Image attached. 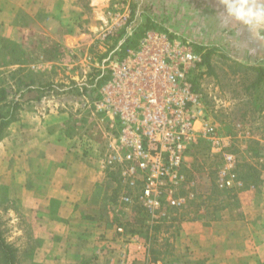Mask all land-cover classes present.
I'll use <instances>...</instances> for the list:
<instances>
[{
	"label": "crops",
	"instance_id": "obj_1",
	"mask_svg": "<svg viewBox=\"0 0 264 264\" xmlns=\"http://www.w3.org/2000/svg\"><path fill=\"white\" fill-rule=\"evenodd\" d=\"M110 2L0 0V44L22 48L29 60L0 65L4 100L20 104L0 139V229L18 254L28 243L32 251L21 253L18 264H264V29L254 32L227 16L221 0H131L133 18L144 31L193 40L208 52L199 71L203 92L215 94L220 110L237 111L233 132L221 133L222 156L233 157L242 188L224 199L203 196L207 202L198 212L172 210L171 223L155 229L149 242L119 222L134 206L121 204L124 187L115 181L119 190H111L113 175L99 157L64 136L63 116H42L36 107V85L56 83L61 52L78 53L102 37ZM50 45L51 52L57 45L52 56L45 50ZM233 141L249 156L247 183L240 180L238 159L227 151ZM224 165L222 160L217 169ZM216 185L209 182L220 191ZM188 193V200L194 198ZM112 194L120 211L113 208ZM117 227L124 228V237Z\"/></svg>",
	"mask_w": 264,
	"mask_h": 264
},
{
	"label": "built area",
	"instance_id": "obj_2",
	"mask_svg": "<svg viewBox=\"0 0 264 264\" xmlns=\"http://www.w3.org/2000/svg\"><path fill=\"white\" fill-rule=\"evenodd\" d=\"M130 1L119 0V6L107 12L112 25L102 38L128 26ZM127 30L133 32L130 27ZM204 54L205 50L189 39L149 29L123 57L107 60L106 77L96 87V96L77 86L80 99L72 102L54 87L41 92L36 105L40 115L46 116L81 103L92 116L108 123L103 130L97 124L104 139L97 153L99 161L120 185L138 187L134 193L122 192L119 200L125 207H140L153 224H170L172 210H181L191 197L181 193L187 182L185 156L199 140L210 143L212 158L222 156V134L192 83L206 67ZM72 136L90 156L92 140L87 139L86 146L75 131ZM222 158L225 165L217 169V187H240L233 157L223 154ZM115 231L124 235L123 227Z\"/></svg>",
	"mask_w": 264,
	"mask_h": 264
},
{
	"label": "rangeland",
	"instance_id": "obj_3",
	"mask_svg": "<svg viewBox=\"0 0 264 264\" xmlns=\"http://www.w3.org/2000/svg\"><path fill=\"white\" fill-rule=\"evenodd\" d=\"M119 0H112L105 8H104V22H105V29L109 28L112 25L111 19L109 16H107V12L113 11L115 6H119L118 4ZM131 2V1H130ZM131 7V5H130ZM133 18V17H132ZM130 23V22H129ZM128 23V24H129ZM131 26H135L131 28V30H135L136 36L133 40H136L139 36L137 34L138 32L144 33V29L140 28L138 29L139 24H136V22L132 21ZM121 29H117L114 34L111 36H108L106 38H102L99 36V39L96 42H93L91 44H84L80 51L78 53H72V54H65L64 52L60 55H62V58L57 65L56 68V77L54 79V85L55 88L59 89V93L63 92L65 98L68 101H79V90L76 87V83L80 84L84 88H88V86H91L94 84V78L97 72H102V74L98 77L99 79H104V75L106 74V71L104 69V66L107 64V60L110 58L118 57L122 54L125 50V45H121L122 41H124L127 37L130 35L127 34L125 39H122ZM102 33V32H101ZM141 35V34H140ZM124 37V36H123ZM102 38V39H101ZM192 42L195 44V41L192 40ZM0 46H3L2 50V57L0 58V65H4L7 63H11L14 61H22L27 62L28 59L24 58L22 56L23 49L22 48H14L12 49L10 46L7 47L6 44L1 43ZM47 46V45H46ZM54 47V45H50V47H46V53L50 56L56 54V47L54 52H51V49ZM14 50V52H13ZM126 53V52H125ZM70 67V69H68ZM200 73L195 75L192 78L193 86L195 87L196 91L202 94L203 104L206 110V113L211 119L219 124V131L220 133L223 132V134L232 133L233 132V126H236V124H233V118H235V115L237 111L234 112L230 108V112L228 111L229 107L220 108L217 107L219 103H216L215 94L214 93H208L207 95L203 92V87L200 83ZM7 86V80L3 82ZM68 88L65 90V88ZM62 94V93H61ZM93 96H96V90L93 91ZM15 98H19V96H14ZM219 106V105H218ZM224 110V111H223ZM236 112V113H235ZM58 115L63 116L62 119V125H63V133L64 136L67 138L74 139L73 132L75 131L76 135L79 137V140H82V143L86 146L88 145V140H92L91 143V149H94L92 151V157H98L97 153L99 150L101 151L104 144V139L102 137L101 130L97 128V124H100L102 130L106 128L107 122L103 120L101 122V118L95 114V116H92L90 113V110L84 106L80 105H70L67 110H62L58 112ZM84 136V137H82ZM238 141V140H237ZM79 146H82L81 144ZM226 152V149L224 150ZM228 153H234L235 157L239 161V174L241 177H244V174L247 175L248 173L251 174V171L249 170L250 167L248 165L249 162V156L243 154L240 146L236 142L233 141V145L227 148ZM91 156V154H90ZM222 156L217 155L215 157L210 156V143L206 140H199L195 146H193L188 153L185 156V168L184 173L187 177V182L183 186L181 193L183 195L190 194L188 192H192L194 195V198L187 200L186 204L181 210L184 211H191V212H198L201 208V202L205 201L207 202V199H204L203 196H211V198L215 197L219 199H224L225 197L229 196L233 190H221L216 191L212 189L209 191V182L211 184H217V167L222 163ZM114 182L117 181L116 177L113 176ZM116 184V182H115ZM118 184V182H117ZM116 189H111L113 191H118L119 186ZM217 186V185H216ZM242 187H238V190ZM138 187H124V189H121L122 192L127 193H134L137 192ZM210 189V190H211ZM112 198L114 195L112 194ZM113 205L115 210L120 211V205L117 203L115 198H113ZM209 203V202H208ZM211 204V203H209ZM211 207L215 206V203L210 205ZM117 208V209H116ZM131 214L128 217H122L119 216L118 220L121 222V224H125V229L131 233V231H141V238L145 239L149 242H154L155 240V229L159 227V230H162L165 225L163 224H153L147 214L142 210L140 207L134 206L133 209L129 208ZM178 211V210H177ZM117 214H119L117 212ZM134 217V218H133ZM133 218V219H131ZM173 218H176L174 216ZM173 221V220H172ZM171 222V221H170ZM125 232V231H124ZM0 233L4 240L7 241V237L4 236L0 229ZM117 233V232H116ZM118 234V233H117ZM120 235V234H118ZM123 236L124 235H120ZM10 244V243H9ZM14 246V245H13ZM31 245L28 243L26 251L23 250L22 256H28L32 251L29 249ZM20 253V254H21ZM28 253V254H27ZM18 250L16 254V261L18 264L19 255ZM21 256V255H20ZM18 257V258H17ZM89 255H86L85 260H88Z\"/></svg>",
	"mask_w": 264,
	"mask_h": 264
},
{
	"label": "trees",
	"instance_id": "obj_4",
	"mask_svg": "<svg viewBox=\"0 0 264 264\" xmlns=\"http://www.w3.org/2000/svg\"><path fill=\"white\" fill-rule=\"evenodd\" d=\"M131 9V7H130ZM134 15V11L131 9V19L129 20V24L128 26H126L125 28L121 29V34H122V39L126 38V35L128 34V30L127 28H133L135 26H131V22L134 21L136 22V24L138 23L136 21L137 16H135V18H132ZM140 26H138L139 29ZM137 36H139L136 40H133L134 37L136 36V32L135 30H133V32L131 34H129L130 36L127 37L124 41H122L121 45H125L124 47V52L122 54L119 55V58L123 57L126 53L127 50L132 49L136 46L137 44V40L143 35L142 32H138ZM141 34V35H140ZM124 36V37H123ZM208 52L206 51L204 54V63L205 65H207L208 62ZM102 74V72H97V74L95 75L94 78V84L91 86H88V88H84V92L87 94H91L93 93V91L96 89V87H98L99 85H101L103 83V80L105 79V75H104V79H99L98 77ZM21 84H24L23 81H20ZM37 89L40 92H43L47 89H51L54 88L55 85H53L52 83L49 82H44V83H37L36 85ZM195 88V87H194ZM78 89V88H77ZM7 95V91L1 89L0 90V139L5 131V129L12 123L15 121L16 116H17V112L19 110V102L18 100H12V101H6L4 100L6 98ZM4 102V103H3ZM240 180H242L244 183H247V177H241ZM16 254H17V248H15L12 244L7 243L4 238L2 237L1 233H0V264H17L16 261Z\"/></svg>",
	"mask_w": 264,
	"mask_h": 264
},
{
	"label": "clouds",
	"instance_id": "obj_5",
	"mask_svg": "<svg viewBox=\"0 0 264 264\" xmlns=\"http://www.w3.org/2000/svg\"><path fill=\"white\" fill-rule=\"evenodd\" d=\"M225 14L254 32L264 29V0H221Z\"/></svg>",
	"mask_w": 264,
	"mask_h": 264
}]
</instances>
